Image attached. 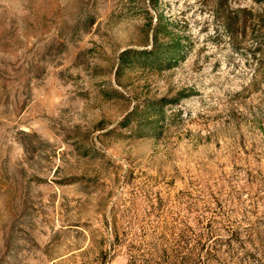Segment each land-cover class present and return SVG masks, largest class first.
<instances>
[{
    "label": "rangeland",
    "instance_id": "1",
    "mask_svg": "<svg viewBox=\"0 0 264 264\" xmlns=\"http://www.w3.org/2000/svg\"><path fill=\"white\" fill-rule=\"evenodd\" d=\"M257 8L0 0V264H264Z\"/></svg>",
    "mask_w": 264,
    "mask_h": 264
},
{
    "label": "trees",
    "instance_id": "2",
    "mask_svg": "<svg viewBox=\"0 0 264 264\" xmlns=\"http://www.w3.org/2000/svg\"><path fill=\"white\" fill-rule=\"evenodd\" d=\"M255 3L258 4V8L255 10H247V9H237L236 13L237 16H240L239 13H245L248 12L249 15L252 17V33L253 41H255V48L252 52L254 55V58H259V60H264V49L262 46L264 45V0H254ZM181 48V43L174 41L171 42L169 45L165 47V50L170 51L171 53H179ZM155 50H132V49H126L121 52L119 57V67H123L126 65H130L132 63V59L130 58L131 55L137 56H148L151 53H154ZM255 77L258 76V74H264V63L262 65L257 66L254 69ZM167 101L166 99H160L158 101V104H165Z\"/></svg>",
    "mask_w": 264,
    "mask_h": 264
}]
</instances>
